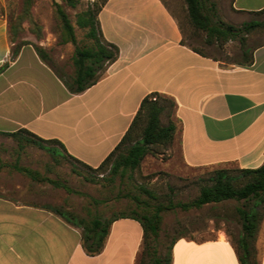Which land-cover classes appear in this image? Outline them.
Listing matches in <instances>:
<instances>
[{"label": "crops", "instance_id": "1", "mask_svg": "<svg viewBox=\"0 0 264 264\" xmlns=\"http://www.w3.org/2000/svg\"><path fill=\"white\" fill-rule=\"evenodd\" d=\"M4 0H0L3 3ZM264 0H231L233 24L259 20ZM263 11V12H262ZM104 38L119 47L101 78L73 93L32 44L0 74V132L26 128L57 139L64 151L93 167L120 143L143 99L159 93L175 100L174 139L163 151L186 168H257L264 163V41L253 61L228 63L183 42L178 17L163 0H106L99 12ZM8 18L0 15V66L10 60ZM147 157V156H146ZM261 229V228H260ZM256 237L249 254L220 232L203 240L180 237L171 264H264ZM144 230L134 218L111 224L104 249L88 254L82 229L37 203L0 195V264H138Z\"/></svg>", "mask_w": 264, "mask_h": 264}, {"label": "rangeland", "instance_id": "2", "mask_svg": "<svg viewBox=\"0 0 264 264\" xmlns=\"http://www.w3.org/2000/svg\"><path fill=\"white\" fill-rule=\"evenodd\" d=\"M104 1L106 0H80L77 7H72L66 0H31V14L40 27V35L26 20L19 41L42 46L47 54L46 62L64 78L70 79L75 71L73 56L76 46L72 42L62 41V22L56 13V3L61 4L69 14L75 26L78 45L89 46L92 39L87 36L86 29L77 25V14ZM163 1L182 23L184 38L189 44L202 48L206 54L219 57L228 63L245 60L254 46L264 41V27H261L249 33L243 32L222 45L218 42L208 44L205 32L193 34L187 17L186 0ZM205 1L214 21L232 22L228 15L231 0ZM26 5V0H4L1 3L2 11L8 20L18 18ZM258 18L264 21V13L258 15ZM156 151L158 152L145 157L139 170L120 177L111 174L110 166L100 171L87 168L67 156L61 155L59 160H56L50 152L37 145L30 144L20 148L13 137L0 133V195L42 206H61L84 217L94 214L112 217L122 211L131 213L137 209V203L133 199L135 194L143 200H149L152 205L158 202H188L196 198L202 185L208 183L212 169L186 168L182 166L177 153L175 159L168 160L170 156L163 151L162 146H157ZM16 163L39 170L42 175L59 180L74 191L70 192L63 186L48 181H35L15 169L13 166ZM145 189L152 192L154 197ZM96 199L99 202L95 201ZM251 205V202L245 200L229 199L189 210L180 207L166 210L163 212L162 229L158 239L159 253L165 255L169 246L180 237L203 240L222 232L236 241L242 232V219L238 208L248 209ZM261 211L262 219L255 243L257 258L261 252L264 207ZM138 264H149V257L143 256L141 251Z\"/></svg>", "mask_w": 264, "mask_h": 264}, {"label": "trees", "instance_id": "3", "mask_svg": "<svg viewBox=\"0 0 264 264\" xmlns=\"http://www.w3.org/2000/svg\"><path fill=\"white\" fill-rule=\"evenodd\" d=\"M30 1L26 0V8L18 18L8 20L9 39L13 43V47L10 60L0 66V74L18 57L20 48L26 44V42L19 41L23 30V23L26 20L34 26V31L40 35V27L31 14ZM66 1L72 7H77L80 2V0ZM105 2L89 6L77 14V25L86 29L87 36L92 39V44L89 46L78 45L75 26L69 14L61 4L56 3V13L62 22V41L72 42L76 47L73 56L75 71L70 76V79H66L54 71L73 93L82 92L95 84L105 72L106 64L116 60L119 55V47L104 38L100 26L98 15ZM186 3L188 10L187 17L193 28V34L198 35V32H205L208 44L218 42L222 45L223 42L235 39L243 32L249 33L257 28L264 27V21L262 20L244 22L241 26L226 23L222 20L216 22L209 12L205 0H186ZM212 4L214 5V2ZM0 15H4L1 3ZM178 22L184 35L183 25L179 19ZM183 42L197 52L206 54L202 48L189 44L185 38ZM32 45L42 60L46 61L47 54L45 49L39 44ZM245 61L251 63L253 61L252 54L247 56ZM175 105V100L168 96L159 93L147 95L143 99L138 113L120 143L97 167L86 164L66 153L64 145L59 140L42 138L26 128L0 133L13 137L18 142L20 148L30 144L37 145L50 152L56 160H59V156L61 155L67 156L87 168L99 169L100 171H104L110 166L113 176L120 175V177H124L128 174L131 175L135 170H139L148 154L158 152L156 151L157 146L166 147L171 144L176 132L175 122L169 119L168 123L165 124L162 122L161 116L165 114L170 117ZM13 167L35 181H48L54 185L63 186L70 192L74 191L59 180L42 175L39 170L17 163ZM145 191L148 190L145 189ZM148 192L154 197L152 192ZM133 199L137 203V209L132 210L131 213L122 211L114 214L112 217H103L98 214L84 217L61 206L47 204L43 205V207L62 217L66 222L80 227L82 229L83 246L86 252L91 255H96L104 249L113 221L126 217L137 219L141 222L144 230L142 255L149 257V264H171L172 246L176 240L169 246L165 255L160 254L158 249L163 212L176 207H180L183 210L200 208L208 203H219L229 199L245 200L246 202H251L252 205L248 209L238 208L242 219V234L239 244L244 248L245 255H247L250 253L247 240L249 237H256L262 219L261 208L264 207V163L257 168L223 167L213 169L210 172L208 183L202 185L200 194L188 202L170 201L169 203L158 202L152 205L149 200H143L136 194L133 196ZM95 201L99 202L97 199ZM242 262L243 264H259L257 261H248L245 257H242Z\"/></svg>", "mask_w": 264, "mask_h": 264}]
</instances>
